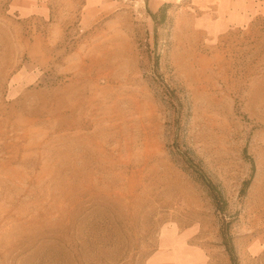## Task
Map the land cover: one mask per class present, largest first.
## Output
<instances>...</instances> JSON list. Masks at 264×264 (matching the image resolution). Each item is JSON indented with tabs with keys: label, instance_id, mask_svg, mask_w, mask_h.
I'll list each match as a JSON object with an SVG mask.
<instances>
[{
	"label": "rangeland",
	"instance_id": "374dc122",
	"mask_svg": "<svg viewBox=\"0 0 264 264\" xmlns=\"http://www.w3.org/2000/svg\"><path fill=\"white\" fill-rule=\"evenodd\" d=\"M215 1L0 0V264H264V17Z\"/></svg>",
	"mask_w": 264,
	"mask_h": 264
},
{
	"label": "crops",
	"instance_id": "0c3cea01",
	"mask_svg": "<svg viewBox=\"0 0 264 264\" xmlns=\"http://www.w3.org/2000/svg\"><path fill=\"white\" fill-rule=\"evenodd\" d=\"M21 1L33 5L40 0ZM211 5H213V12L217 15V19L214 22L220 31L245 28L256 17H264V0H217Z\"/></svg>",
	"mask_w": 264,
	"mask_h": 264
},
{
	"label": "trees",
	"instance_id": "16d2710c",
	"mask_svg": "<svg viewBox=\"0 0 264 264\" xmlns=\"http://www.w3.org/2000/svg\"><path fill=\"white\" fill-rule=\"evenodd\" d=\"M159 13H160L161 20L164 21L165 20V16H166V14L164 13V7H161ZM250 170H251L250 176L246 180H244L242 182L241 190H240L241 194H243L245 192V190L247 189V186L249 185V183H250V181H251V179L253 177L254 168H253L252 163L250 165ZM203 184L206 186L207 189H209V191H210V193L212 195V198H213V200H215L216 204L219 203L218 205H221L222 207L224 206V208H225V202L222 200L220 194L216 191L214 186L207 180L203 181ZM222 239H223V241L225 240L224 237ZM224 244L226 246V250H227V253H228V257H229V259L231 261V264H237V261H236V259L234 257V254H233L232 244L231 243H227L226 241H225Z\"/></svg>",
	"mask_w": 264,
	"mask_h": 264
}]
</instances>
